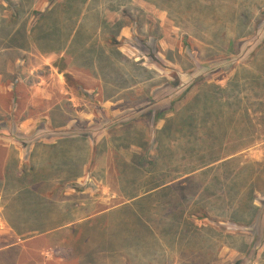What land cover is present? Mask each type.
I'll list each match as a JSON object with an SVG mask.
<instances>
[{
	"label": "rangeland",
	"instance_id": "374dc122",
	"mask_svg": "<svg viewBox=\"0 0 264 264\" xmlns=\"http://www.w3.org/2000/svg\"><path fill=\"white\" fill-rule=\"evenodd\" d=\"M5 64L10 129L21 115L51 113L55 127L85 114L73 129L93 142L88 171L103 169L86 198L133 206L102 223L107 236L141 252L163 244L165 264H264V0H0ZM141 225L155 234L120 230ZM13 241L0 230V247ZM31 244L0 263L67 253Z\"/></svg>",
	"mask_w": 264,
	"mask_h": 264
},
{
	"label": "crops",
	"instance_id": "0c3cea01",
	"mask_svg": "<svg viewBox=\"0 0 264 264\" xmlns=\"http://www.w3.org/2000/svg\"><path fill=\"white\" fill-rule=\"evenodd\" d=\"M4 50L1 55H6ZM19 61L20 57L10 62L15 66ZM6 69V64L0 68V77ZM0 86L8 91L16 87L3 83ZM12 102L16 104L14 98ZM84 115L76 111V116L70 118L62 113L63 125L55 127L51 113L41 117L21 115L9 120L12 129L5 124L7 119L0 118V123L5 124L0 129V230L14 239L0 247V255L19 248L20 242L31 241L32 246L36 245L34 240L44 236L51 253L58 248V242L63 251L67 250L64 253L67 256L58 258L61 264H165L163 244L144 253L135 244L123 247L105 234L102 223L110 222L117 227L111 219L123 209L133 210V206L123 203L104 210L94 209L91 200L96 198H86L87 181L98 184L94 171L103 169L97 164V168L88 171L93 142L87 131L73 129L78 119H86ZM39 120L45 126L33 130ZM60 154L65 155L64 161H58ZM105 172L106 179V166ZM149 229L142 225L132 231L120 228L133 236L155 234ZM47 259L48 263H54L53 256Z\"/></svg>",
	"mask_w": 264,
	"mask_h": 264
},
{
	"label": "trees",
	"instance_id": "16d2710c",
	"mask_svg": "<svg viewBox=\"0 0 264 264\" xmlns=\"http://www.w3.org/2000/svg\"><path fill=\"white\" fill-rule=\"evenodd\" d=\"M65 77H67V74H65ZM68 78V77H67ZM158 118H160V116L158 115ZM148 155H149V152H148V150H146L145 152H144V156L146 157V159H148L149 157H148ZM148 157V158H147ZM148 161V160H147ZM151 162V161H150ZM204 171H208V170H203V171H201V172H204ZM193 171L191 170V171H188V172H185V175H188V174H190V173H192ZM189 175L187 176V178H186V181H188V180H190L191 178L189 177ZM183 184H185V182L183 183ZM182 184V185H183ZM175 185V184H174ZM178 185V184H177ZM176 185V186H177ZM182 185H180L179 184V186H182ZM165 187H168V190L169 189H172V186H170V185H167V186H164V188ZM136 197V196H135ZM252 208H254V210L256 209V206H252ZM196 218H198V219H202V218H204V216H198L197 214H196V216H195ZM233 222L235 223V224H245L246 222H243V221H240V220H233ZM248 223V222H247ZM246 223V224H247Z\"/></svg>",
	"mask_w": 264,
	"mask_h": 264
}]
</instances>
